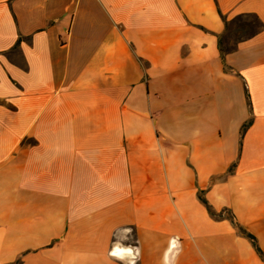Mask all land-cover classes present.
Returning <instances> with one entry per match:
<instances>
[{
  "label": "crops",
  "instance_id": "obj_1",
  "mask_svg": "<svg viewBox=\"0 0 264 264\" xmlns=\"http://www.w3.org/2000/svg\"><path fill=\"white\" fill-rule=\"evenodd\" d=\"M199 192L264 251V0H0V264H264Z\"/></svg>",
  "mask_w": 264,
  "mask_h": 264
},
{
  "label": "rangeland",
  "instance_id": "obj_2",
  "mask_svg": "<svg viewBox=\"0 0 264 264\" xmlns=\"http://www.w3.org/2000/svg\"><path fill=\"white\" fill-rule=\"evenodd\" d=\"M258 28L257 21L252 16H236L232 18L223 35V49L232 47L238 40L243 39ZM223 216L229 217V212L224 211Z\"/></svg>",
  "mask_w": 264,
  "mask_h": 264
},
{
  "label": "trees",
  "instance_id": "obj_3",
  "mask_svg": "<svg viewBox=\"0 0 264 264\" xmlns=\"http://www.w3.org/2000/svg\"><path fill=\"white\" fill-rule=\"evenodd\" d=\"M249 16H252V15H249ZM252 17L257 21V23H258V28H257V30H259V28L261 27V23L259 22V20H258L256 17H254V16H252ZM224 21H225V19H224ZM225 22H226V21H225ZM218 46H219V50H220L221 56L223 57V53H224L225 50L221 47V43H220V44L218 43ZM247 104L250 105V102H249L248 99H247ZM250 122H251L250 119H248L247 121H245V122L242 124L240 130H241V131H244V130L247 128V126L250 124ZM198 197H199V199L201 200V202L205 205L207 211H208L212 216H214V217H222V213H223V211H224L225 209H222V210L216 212V211H214V210L211 208V206L208 204V202L206 201V199L202 196V192H199V193H198ZM227 218L230 220V222L232 223V225L237 229V231H238L242 236L246 237V238L250 241V243H251L252 247L254 248L255 252L258 254V256L260 257V259H261L262 261H264V251L258 246L255 236H254L253 234H251L250 232H248L245 228H243V227H242V226H241V225H240V224L234 219V216H233L232 214L229 213V217H227ZM19 263H20V259L18 258L15 262H13V263H8V264H19Z\"/></svg>",
  "mask_w": 264,
  "mask_h": 264
},
{
  "label": "clouds",
  "instance_id": "obj_4",
  "mask_svg": "<svg viewBox=\"0 0 264 264\" xmlns=\"http://www.w3.org/2000/svg\"><path fill=\"white\" fill-rule=\"evenodd\" d=\"M128 232H130L131 230L130 229H127Z\"/></svg>",
  "mask_w": 264,
  "mask_h": 264
},
{
  "label": "snow or ice",
  "instance_id": "obj_5",
  "mask_svg": "<svg viewBox=\"0 0 264 264\" xmlns=\"http://www.w3.org/2000/svg\"><path fill=\"white\" fill-rule=\"evenodd\" d=\"M114 255H116L117 253H113Z\"/></svg>",
  "mask_w": 264,
  "mask_h": 264
}]
</instances>
